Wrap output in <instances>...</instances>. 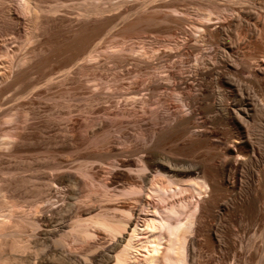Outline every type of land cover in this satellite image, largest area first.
I'll return each mask as SVG.
<instances>
[{
    "label": "bare ground",
    "instance_id": "bare-ground-1",
    "mask_svg": "<svg viewBox=\"0 0 264 264\" xmlns=\"http://www.w3.org/2000/svg\"><path fill=\"white\" fill-rule=\"evenodd\" d=\"M88 1L82 9L85 17L104 12V6L100 8L93 0ZM15 2L24 14L28 12L34 18L40 17L38 11L45 14L54 11L52 6L40 9L32 0ZM260 2L132 1L123 17L122 31L134 32L133 40H121L113 46L110 42L111 46L104 47V51L98 49L100 54L93 48L76 62V70L83 76L87 73L71 88V105L86 116L93 113L94 107L103 114L90 116L92 122L86 125L84 136L80 135L84 141L80 145L75 143L73 134L66 135L65 127L59 129V149L68 152L69 158L52 165L64 170L54 174L53 179L46 178L47 191L40 196L49 199L54 195L52 192L57 193L61 203L53 210L62 218L66 215L68 222L59 223L61 233L48 240L47 255L32 259V255L44 251L39 234L49 233L40 225L47 227L54 218L39 214L40 207L35 202L25 210L14 196L3 195L0 264H49L48 257L55 259L54 264H86L83 263L86 259L96 264H197L202 237L213 250L233 249L235 243L229 240V230L220 225V215L214 209L218 208L220 214L254 211L262 194L251 186L254 172L244 173L242 169L250 167L238 157L247 153L264 156V80L257 79L264 74V55L255 61L257 67L250 75L243 78L234 70L236 59L230 50L246 43L248 36L262 40L264 18H259L258 9H264V1ZM161 6L166 8L163 13L148 11ZM253 18H259L261 27L250 22ZM159 24L167 25L166 37L147 30ZM7 26L12 29L10 24ZM242 28L244 36L240 37ZM205 36L208 42L218 44L219 50L214 53L208 50ZM85 41H77L81 49ZM187 46L194 52L188 66L180 59ZM101 54L104 58H99ZM23 62L20 58L16 66ZM244 64L250 66L247 61ZM183 67L188 73L180 72ZM103 68L113 72L126 70L128 75L98 74ZM70 73L71 69H66L58 81ZM2 112L0 123L14 120L12 114ZM77 117L69 114L70 120L65 117L64 121L74 122ZM145 121L156 127L146 129ZM127 123L137 126L131 136L139 145L116 146L107 152L82 149L101 145L104 137L117 135ZM209 126L219 130L224 141L222 147L207 148L200 160L176 157L179 152L189 155L205 149L211 139L205 129ZM26 137L19 128L13 131L4 128L0 132V145ZM120 158L123 163L118 162ZM93 162L122 179L114 184L97 178ZM260 178L264 179V174ZM65 184L70 188L64 191ZM81 187L85 190L82 195ZM234 196L237 202L230 206L228 201ZM208 217L212 222H207ZM102 238L110 243L105 246L102 242L105 247L101 248ZM97 248L99 252L94 253Z\"/></svg>",
    "mask_w": 264,
    "mask_h": 264
},
{
    "label": "rangeland",
    "instance_id": "rangeland-1",
    "mask_svg": "<svg viewBox=\"0 0 264 264\" xmlns=\"http://www.w3.org/2000/svg\"><path fill=\"white\" fill-rule=\"evenodd\" d=\"M15 1L0 0V90L4 88L3 94L0 95V113L6 109L2 114L8 113L14 117L13 121L6 122L5 120L0 123V132L4 128H8L10 131L19 128L27 137L23 140L11 141L7 145H0V198L3 195L14 196L25 210H28L32 202L33 204L35 202L40 207L41 212L39 214L43 213L54 218V221L47 227L40 225V227L42 226L41 228L47 229L49 233L39 234L38 237L43 239L44 251L40 254L32 255L31 257L34 259V257L38 258L47 255L48 240L57 238L61 233V225L59 223L66 224L68 222L65 212L62 213L65 215L63 218L60 214L56 215L54 212L56 206L61 203L57 193L52 192L54 195L49 199L40 196L45 194L42 193L43 191H47L45 185L48 180L46 178L53 179L55 177L54 174L64 170V168L54 169L52 165L59 160L64 162L66 157L69 158L68 152L60 151L59 149V141L61 139L60 126L65 127L66 135L69 133L73 134L72 137L75 136L76 138L75 143L80 145L84 142L80 140V135L84 136L86 125L92 122L90 116L93 113L103 114L98 107H94L93 113H89L86 116L84 111L71 105L72 102L69 95L71 88L77 86L78 82L87 73L86 71L84 76L81 75L76 70V62H79L80 58L84 57V54L93 48V50L99 51L100 54L102 53L100 50L104 51L111 44L113 46L115 43L121 42V40L125 41L134 36L132 31H124V33L122 31L125 23L123 17L128 14L129 9L132 7L131 5H133V0H93L100 8L104 6V12L100 15L87 17H85L86 13L85 15L83 14L84 11L82 9L84 3L88 0H32L40 9H43V7L44 9L51 6L54 7V11L46 12V14L43 11H38L37 17L40 15L39 18H34L25 11L26 14H24L16 6L17 2ZM253 1L257 2V4L260 2V0ZM261 1L263 2L264 0ZM79 10L81 11L79 12ZM258 10L261 13L259 18L263 20L264 9ZM148 11L163 13L166 8L163 6L158 8L151 7ZM259 18H253L250 22L261 27L262 24L258 23ZM129 19H131V16H129ZM7 23L12 26V29L8 28ZM224 24H227V22ZM98 25H101V27L99 28ZM166 27V24H159L149 27L147 30L155 32L156 35L166 37ZM244 31L245 28L240 30V37L244 36ZM80 38H83V41ZM85 39L86 45L84 48L82 47L85 49L83 50L77 41L82 43ZM130 40H133V38L127 42H130ZM204 40L207 43L205 46L208 50L212 52L219 50L218 44L208 42L206 36ZM78 45L80 47H76ZM230 52L236 59L234 64L235 72L240 77L245 78L250 75L252 69L257 67L255 61L261 59V56L264 55V35L262 40L256 41L248 36L246 43H241L230 50ZM7 53L8 55H6ZM182 54L180 59L182 58L183 64L187 65L191 54L193 55L194 52L187 46V49L183 50ZM101 57L104 58V55H99V58ZM20 58H23L24 62L22 65L16 66ZM173 59L177 60L176 58ZM246 61L250 64L249 67L245 66L244 62ZM68 68L71 69L70 75L62 81H58L61 78V73ZM100 70L98 74L101 75H114L116 73L124 76L128 75L126 70L120 72H113L105 68ZM180 72L186 74L188 69L183 67ZM257 79L264 80V74L258 76ZM75 91L81 93L82 89H76ZM69 114L77 115L78 117L74 122L64 121L65 117L70 120ZM145 120L149 119L145 118ZM150 122L145 124L147 126L146 129L156 125ZM157 126L159 125L157 124ZM205 129L211 136L205 149L200 148L189 155H183L179 152L176 157L200 160L206 154L207 148L222 147L224 141H222L219 130L213 126ZM136 131L137 126L127 123L122 126L117 135L111 133L104 137L101 145H90L82 149L85 152H107L116 146L123 148L134 147V145L140 144L138 140L137 142L131 136ZM63 152H66V156ZM238 159L244 160L246 166L250 167L248 169L243 168L242 171L244 173L247 170L254 172L251 186L262 193L257 201L258 206L256 205L258 211L255 209L254 211L241 213L238 210H232L230 213L220 214L218 208L214 209V213L220 215V221L218 222L229 230V240L232 239V243H235L236 247L234 246L232 250H225L224 248H215L213 250L206 244L208 241L206 240L207 242H205L204 237H202L199 240L201 244L198 250L197 264H241V262L242 264H264V179L260 178V174H264V156H251L250 153H247L246 156H239ZM118 160L119 163L124 162L123 158ZM93 163L95 165L94 175L97 178L103 181H114V184H118V180L122 179V176L117 177L114 175L113 171L104 170V166L98 167L96 162ZM42 177L45 179H42ZM241 180L243 181L244 178H241ZM68 188L70 186L67 184L64 187L62 186L64 191L68 190ZM40 190L42 191L40 192ZM84 191V188L81 187L79 192L82 195ZM235 198L234 196L229 199L228 204L230 206L235 205L237 202ZM210 218H207V222H212ZM138 220L141 221L140 216ZM100 241L101 244L99 246L101 248L110 243L107 238H102ZM98 248L94 250V253L99 252L101 248L99 250ZM255 254L257 255L255 256ZM54 260V258L48 257L49 264H54ZM91 261V259H86L83 263L96 264Z\"/></svg>",
    "mask_w": 264,
    "mask_h": 264
}]
</instances>
